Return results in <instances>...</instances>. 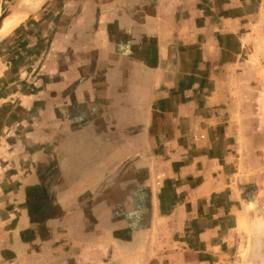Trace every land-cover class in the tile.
Returning a JSON list of instances; mask_svg holds the SVG:
<instances>
[{"label":"crops","instance_id":"crops-1","mask_svg":"<svg viewBox=\"0 0 264 264\" xmlns=\"http://www.w3.org/2000/svg\"><path fill=\"white\" fill-rule=\"evenodd\" d=\"M247 2L53 0L0 44V264L238 263Z\"/></svg>","mask_w":264,"mask_h":264},{"label":"rangeland","instance_id":"rangeland-1","mask_svg":"<svg viewBox=\"0 0 264 264\" xmlns=\"http://www.w3.org/2000/svg\"><path fill=\"white\" fill-rule=\"evenodd\" d=\"M12 1L13 0H0V13ZM23 1L18 0L17 2ZM40 1L42 0H38L36 2L39 3ZM247 1L251 8L247 10V12H249L248 16L251 17V23L246 26V31L249 33V41L247 43L250 42L248 44L249 49L251 48V50L255 51H248V53L251 52V57L249 59L251 62L246 61V63H251V65L255 63L257 68H264V0ZM51 2H49V5L51 4ZM16 3L14 5H16ZM49 5H47L43 10L37 12L33 16L25 19L20 25H24L23 23H28L29 26V22L31 21V19H34L41 13H44ZM23 11H21V14L23 13ZM20 16L21 15H19L18 18ZM19 26H17L16 28H18ZM14 30L2 37V39H0V44L3 43L9 35H12ZM232 45L233 43H227V46H229L231 49ZM262 109V113L264 114V105L262 106ZM262 118L263 122L261 124L263 125V128L261 139L262 143L260 144V148H256L257 150H255L252 155H246L242 158V162H240L239 164V166L242 168L241 173L238 174L235 172H230L228 179L232 180L229 181L232 184V188H229V190L227 189V191H224V194H222L223 197L229 196L228 198H231L233 195L235 197H239V203L237 204L238 213L235 215L236 222L230 220V225L233 224L234 227V234L232 237L233 240L231 241H233L235 245V253L238 251L236 257L239 258L238 263L235 264H264V117ZM248 123H251L252 125L250 126L248 125ZM247 125L252 128L257 127V124L251 121L247 122ZM246 140L247 142L249 140V142L251 143L253 138H246ZM254 141L256 143L255 145L257 146L258 139L254 138ZM247 142V146L250 145ZM247 149H252V147L249 146V148ZM236 184H239V188H235ZM242 186L246 187L242 188ZM224 223H227L229 225V222L227 221H225ZM226 227L227 226L225 225V228ZM227 238H229V235L227 236ZM155 244L156 241H151V246L155 247L154 251H151L149 252V255H146V259L151 260L150 264H159V261L157 259L164 260L163 262L165 264L173 262L172 258H170V261L166 256L167 253L161 252L160 247L159 249H157ZM257 254L259 256L261 254L262 258H259V260L255 263L254 256ZM163 255L165 258L162 257ZM182 260L184 264L187 263L189 258L184 254L182 256Z\"/></svg>","mask_w":264,"mask_h":264},{"label":"bare ground","instance_id":"bare-ground-1","mask_svg":"<svg viewBox=\"0 0 264 264\" xmlns=\"http://www.w3.org/2000/svg\"><path fill=\"white\" fill-rule=\"evenodd\" d=\"M36 1L38 0H25L23 2H17L16 5L11 6V14L3 20L2 26L0 28V39H2V37H4L6 34L11 33L25 19L33 16L39 10L44 9L51 0H42L39 3ZM21 11H23L22 14ZM19 15L21 16L18 18Z\"/></svg>","mask_w":264,"mask_h":264},{"label":"water","instance_id":"water-1","mask_svg":"<svg viewBox=\"0 0 264 264\" xmlns=\"http://www.w3.org/2000/svg\"><path fill=\"white\" fill-rule=\"evenodd\" d=\"M18 0H13L1 13H0V28L2 26L3 20L11 14V6H13ZM53 1V0H51Z\"/></svg>","mask_w":264,"mask_h":264}]
</instances>
